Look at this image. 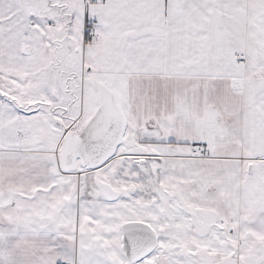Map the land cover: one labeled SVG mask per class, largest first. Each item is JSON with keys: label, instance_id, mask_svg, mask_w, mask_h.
I'll list each match as a JSON object with an SVG mask.
<instances>
[{"label": "snow or ice", "instance_id": "1", "mask_svg": "<svg viewBox=\"0 0 264 264\" xmlns=\"http://www.w3.org/2000/svg\"><path fill=\"white\" fill-rule=\"evenodd\" d=\"M0 264H264V0H0Z\"/></svg>", "mask_w": 264, "mask_h": 264}]
</instances>
